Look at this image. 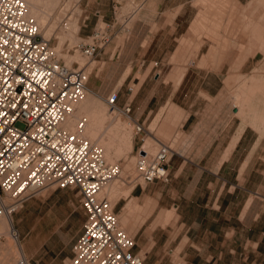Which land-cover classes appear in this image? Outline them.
<instances>
[{
  "label": "crops",
  "instance_id": "crops-1",
  "mask_svg": "<svg viewBox=\"0 0 264 264\" xmlns=\"http://www.w3.org/2000/svg\"><path fill=\"white\" fill-rule=\"evenodd\" d=\"M126 2L137 6L127 12V17L132 15L122 28L115 13ZM76 3L85 12L80 35L91 32L98 20L110 26L111 38L97 57H102L103 66L89 69L85 85L90 93L102 97L116 90V106L125 103L130 106L127 114L117 111L133 126L142 125L139 131L133 127L126 154H135L140 138L145 135L157 144L168 143L171 148L166 162L167 182L151 180L136 184L116 199L134 198L136 206L143 205L146 198L155 201L148 213L141 211L140 215L145 216L139 224L130 225L134 229L133 251L141 253L143 264L146 253L150 259L152 245L145 242L157 226L152 224L159 216L154 209L166 197L171 199L174 220L180 222L182 229L179 239L174 235L168 241L169 260L174 261L175 252V260H181L182 264H264V133L254 129L255 122L248 115L243 119L236 115L238 107L226 95L210 90L215 84L214 76L194 78V70L181 62L174 65L168 59L171 54L189 52L184 42L191 36L198 3L195 0H76ZM180 68L174 80L175 69ZM131 85L136 86L133 89ZM163 106L168 108L167 113L162 112L155 121L161 123L166 140L156 136L154 127H148ZM251 112L247 114L255 117L256 113ZM121 219L124 223L126 216Z\"/></svg>",
  "mask_w": 264,
  "mask_h": 264
},
{
  "label": "built area",
  "instance_id": "built-area-1",
  "mask_svg": "<svg viewBox=\"0 0 264 264\" xmlns=\"http://www.w3.org/2000/svg\"><path fill=\"white\" fill-rule=\"evenodd\" d=\"M109 27L96 24L75 49L85 59L93 58L109 42ZM88 73L83 63L61 60L25 0H0V219L12 216L27 195L44 185L74 187L84 219L68 264H143L132 249L133 237L101 192L120 177V162L106 160L101 146L83 134L85 116L77 117L72 127L65 125L73 103L83 97ZM116 98V90L105 96L109 110L127 114L129 104L117 107ZM133 127L142 129L140 123ZM140 139L125 183L168 181L170 145L158 143L150 152ZM4 240L0 226V242ZM11 264L30 262L18 255Z\"/></svg>",
  "mask_w": 264,
  "mask_h": 264
},
{
  "label": "rangeland",
  "instance_id": "rangeland-1",
  "mask_svg": "<svg viewBox=\"0 0 264 264\" xmlns=\"http://www.w3.org/2000/svg\"><path fill=\"white\" fill-rule=\"evenodd\" d=\"M195 1L198 4L190 27L191 36L188 41L184 42V44L188 46L189 52L184 54H171L168 58L169 62H173L174 65H176L177 62H181L182 66H187L189 69L194 70L195 73L192 75L194 78H201L203 75L214 76L216 78L214 81L215 84L210 87V90L223 93L230 99L229 102H231L233 106H236L231 95L237 94L240 96L241 100L242 98H245V94H247L246 87L241 85V82L243 81L241 76H244V74L249 75L255 66L258 68L261 65V53H257L253 59H248V51H246L248 38L243 34V30L245 24L251 25L258 21H264V14L263 16L261 14L262 10L264 12V3L261 1L264 0ZM135 6H137V4L135 5L126 2L116 9L115 15L120 21V26L122 28L128 25L129 17L132 15L131 14L127 17L129 14L127 12ZM55 7V9L52 10V13L51 11L49 12V24L53 23L54 25L51 37L49 36V44L55 48L58 43L57 39L60 37L58 34L66 36L69 32L67 26L70 23V20L73 21L74 19L78 25V40H88L87 36L90 32L86 36H82L78 33L85 12L82 10L81 6L77 5L76 0H60ZM98 24L103 25L104 22L98 20L97 25ZM115 39H117L118 42L121 41L120 37H115ZM74 45L75 43H71L68 38H65L62 42L59 57L66 64L70 57L75 56L76 53L79 52L78 49H75ZM238 45H242V47H238ZM106 46L107 45L104 44L102 48H106ZM102 48L91 59H85L80 55L83 58L85 70H89L92 66L94 68H100L103 66L102 57L97 58L98 55L101 54ZM243 56L247 57L242 58ZM74 61L76 60H73L72 62ZM76 62L78 63V61ZM180 71L181 68L175 69L174 80H176ZM131 86L134 89L136 85ZM239 86H242V88L245 89V92L243 90L241 91L242 88H239ZM116 87L117 86H112V88ZM237 89H239L238 91L242 93V95L238 93ZM94 95L97 98L100 97L101 100H98L101 104L103 103L102 105L107 107L104 100L105 95H103V97L97 94ZM252 105L254 106V109H252L254 111L250 114H253L254 112L256 113V116H249V114H246V116L248 115V117L255 122L258 131L264 133V100H261V97L254 98L252 99ZM167 109L168 108L165 106L161 107L155 116V119H153V122L148 126L149 128L154 127L153 131L156 136H159L163 140H166V134L160 129L161 123L159 122L156 124L155 120H157L156 117L162 112L166 114ZM114 111L119 113L123 122L129 124L128 126H130L129 130L132 138L134 134L133 124L125 117V115L117 110ZM236 113L237 111L235 114ZM161 118L163 119L164 116ZM108 119L109 118L106 116H104V118L102 116L98 119L100 124H102L100 125L101 128L99 127L101 130L100 132L106 127ZM124 137H126V139L128 138L127 135H124ZM144 137L147 138L148 141L152 139L148 135H145ZM145 138H143L142 146L145 149L147 148L150 152L153 151L156 148L157 143L152 139L151 142H149L151 143L149 150L148 146L145 147ZM121 145L122 144H120V147ZM123 147L125 146L122 145L121 153L118 154V156L121 155L119 158H117V156V159H115V157L110 159L118 160L120 162L123 174L122 178H119V180L115 182L116 190L114 191H116V194H114L113 209L117 214L119 224L125 228L130 236H132L134 229L131 227L139 224L145 216V214L142 216L140 215L141 211L148 213L155 206V201L146 198L141 206H136L133 203L134 198L126 201L120 197L115 201L119 196L126 195L125 193H127L131 187V185L124 181V173L132 169L135 154L127 155L126 151L129 147L125 148V150L122 149ZM161 199L159 207H155L154 209V212L159 216L152 224L154 226L157 223V226L155 230H153L152 237L149 239L147 238L148 240L145 242V244L152 245V248L148 253L150 259L147 258V253L145 254L144 264H182L181 260H175V252L172 253L174 263L169 260L168 257V249L171 248L168 241L174 235L177 236V239L180 238L182 234L181 224L174 220L175 214L171 207V199L166 197ZM121 206L124 207L120 209ZM118 208L120 211H118ZM161 210L162 212H160ZM166 213H168L167 220L165 219ZM121 218H124V223ZM83 219L84 211L80 206L79 195L76 188H61L54 184H47L34 190L24 198L22 205L12 214L13 225L19 234L18 239L27 252L30 264H68V260L71 256V245L77 237ZM163 221L165 222L164 225L162 224ZM6 239L7 237H5V240L2 243H5ZM180 241L182 242L183 239L181 238ZM14 256L16 257L18 254H15ZM14 256L13 258H15ZM13 261L14 260L12 259L11 263Z\"/></svg>",
  "mask_w": 264,
  "mask_h": 264
},
{
  "label": "bare ground",
  "instance_id": "bare-ground-1",
  "mask_svg": "<svg viewBox=\"0 0 264 264\" xmlns=\"http://www.w3.org/2000/svg\"><path fill=\"white\" fill-rule=\"evenodd\" d=\"M59 1L60 0H25L28 6L29 13L34 15L39 25V28L45 38L49 39V36L51 37L52 31L54 29L53 23L49 24L48 21L49 12L51 11L52 13V10L56 8L55 6L58 5ZM261 2L264 3V1ZM262 12L261 14L263 16L264 12L263 13ZM74 20L73 21L70 20V23L67 26V28H69V32L66 36L65 35L61 36V34H58L60 35V37L56 36L58 37L57 39L58 43L54 49L56 50L58 56L60 55L61 45L65 38L70 39L71 43H77L79 41L77 37L78 25ZM263 33H264V21H258L251 25L245 24L244 26L243 34L248 38L247 41L248 45H246L247 50L246 49L244 50L248 51L247 52V55L249 56L248 59L249 58L253 59L257 53H261L262 61H261V65L260 66L258 65L259 66L258 68L255 66L249 75L244 74V76H241L240 74L243 80L242 82L240 80V82L242 83L241 85H243V87L244 86L246 87L247 94L243 93L246 95L245 98L241 97L242 99L240 100L239 95L237 94L231 95V97L235 101L234 103H236L238 107V112L236 114L242 119L244 118V116H246L248 112L253 111L252 109H254L253 108L254 106L252 105V99L258 97H261V99L264 98V71H263L264 70V34ZM238 47H242V45H238ZM80 55L81 54L77 52L75 56L69 58L67 64L71 63L73 60L78 61V63L80 64L82 63L84 64L83 58ZM245 57L243 56L242 58ZM239 63L241 64L240 61ZM239 88H242V86H239ZM238 90L239 89H237V91ZM242 90L245 92L244 88H242L241 91ZM238 93L240 92L238 91ZM240 95H242V93H240ZM98 99L99 98L94 96L92 93H90V91L87 88H85L83 97L80 100L73 103V109L71 113L67 116L65 120V125H67L68 127H72L74 120L80 115L82 116L84 114L83 116H85V123H84L85 125H83L82 128L83 134L88 136L90 139L95 140L101 146L103 155L106 158V160H110L114 157L115 159H117L121 156V155L118 156V154L121 153L122 145L125 146L122 148L124 150L125 148L130 147L131 144V133L129 130L130 126H128L129 125L128 123L123 122V119L121 120L119 113L115 112L114 110H109L106 106L102 105L103 103L101 104V102ZM102 116L103 118L104 116H106L109 119L107 121L108 122L107 125L105 124L106 127L104 128V130L100 132L101 130L99 129V127L101 128L100 125L102 124H100V121L98 119H100ZM255 128L257 129L256 124L254 125V129ZM124 135H127L128 138L126 139ZM151 140L152 139L148 141L147 138L144 139V144L146 145L145 147L148 146L149 148L151 144L149 142H151ZM120 144H122L121 147ZM122 175L123 174L121 168L120 177H117L116 179L107 183L101 191L102 193H105V196L110 200L112 204H114V198H115L114 194H116L115 193L116 191H114L116 190L115 182L118 181L119 178H122ZM167 215L168 214H166L165 216ZM0 226L2 227L5 237H7L5 243L0 242V264H10L11 260L15 259L13 258L15 254L23 255L28 258L27 252L23 244L18 239L19 234L13 225L12 216L2 217L0 219ZM12 231H14L13 235L10 233Z\"/></svg>",
  "mask_w": 264,
  "mask_h": 264
}]
</instances>
